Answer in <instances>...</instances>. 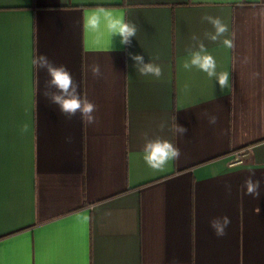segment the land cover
<instances>
[{"label":"crops","instance_id":"0c3cea01","mask_svg":"<svg viewBox=\"0 0 264 264\" xmlns=\"http://www.w3.org/2000/svg\"><path fill=\"white\" fill-rule=\"evenodd\" d=\"M99 6L137 23L131 47L90 46L83 17ZM205 14L229 26L234 50L204 39ZM193 35L229 87L183 68ZM37 48L67 66L97 123L68 121L43 96ZM128 52L158 56L163 78L137 76ZM174 116L183 138L157 127ZM145 132L176 143L179 161L150 169ZM250 175L259 199L241 188ZM224 215L217 238L209 222ZM0 264H264V0H0Z\"/></svg>","mask_w":264,"mask_h":264},{"label":"clouds","instance_id":"9594fccd","mask_svg":"<svg viewBox=\"0 0 264 264\" xmlns=\"http://www.w3.org/2000/svg\"><path fill=\"white\" fill-rule=\"evenodd\" d=\"M66 2V0H62ZM196 0H193L195 3ZM231 3L232 0H225ZM238 6H243V0H236ZM202 20L211 25L213 31H206L204 39L213 43H219L226 50L235 49V34L229 36V26L219 17L205 14ZM83 29L88 34L90 46L95 48L111 51L113 47V38L119 37L120 44L125 47H131L133 38H136L138 31L137 23L126 18L123 12L114 11L102 6L85 12L83 17ZM192 43L188 49V58L183 62V68L187 71L197 69L207 75L210 80L218 83L221 90L229 87V72L217 71V61L208 51L203 40L193 35ZM133 61L132 67L139 77H152L156 80L163 78L164 69L156 61L159 57L149 58L145 62L144 56L132 52L127 53ZM31 66L37 76V88L39 89L38 75L40 71L47 74L48 79L45 81L43 96L52 104H55L60 114L68 121L77 116L82 124L94 125L97 123L96 112L97 105L90 101L87 96L80 92L79 83L76 81L71 71L66 65L55 64L46 54L40 53L37 48L31 57ZM87 71L94 79H100L103 76L100 64L93 63L88 66ZM54 89L55 91H52ZM185 93L190 91V85H184ZM208 123L215 125L218 117L207 114ZM160 132L165 130L172 133L173 137L183 138L188 129L177 123L176 116L173 117L171 124L161 122L158 124ZM31 125L25 123L21 126V132L29 133ZM66 142L71 143L72 137H66ZM143 146L141 149L144 163L155 172H164L171 165L178 162L181 157L179 146L170 139L163 138L160 135L150 136L147 132L143 133ZM241 188L245 195L259 199L261 195V182L253 179L250 175L247 177ZM226 191L231 193V185H225ZM259 212V209L256 210ZM231 224V219L227 215L215 217L210 220L209 226L217 238H223L227 235V228Z\"/></svg>","mask_w":264,"mask_h":264},{"label":"built area","instance_id":"2783aa9c","mask_svg":"<svg viewBox=\"0 0 264 264\" xmlns=\"http://www.w3.org/2000/svg\"><path fill=\"white\" fill-rule=\"evenodd\" d=\"M235 159H236V161H240V160H242V157L241 156H237Z\"/></svg>","mask_w":264,"mask_h":264}]
</instances>
